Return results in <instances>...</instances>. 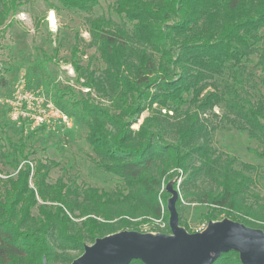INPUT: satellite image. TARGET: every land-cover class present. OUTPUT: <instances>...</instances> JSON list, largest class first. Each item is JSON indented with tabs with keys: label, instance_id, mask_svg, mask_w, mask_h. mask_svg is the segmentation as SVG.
<instances>
[{
	"label": "trees",
	"instance_id": "obj_1",
	"mask_svg": "<svg viewBox=\"0 0 264 264\" xmlns=\"http://www.w3.org/2000/svg\"><path fill=\"white\" fill-rule=\"evenodd\" d=\"M44 1L56 14L89 15L87 47L103 68L79 64L76 34L73 81L88 91L58 93L87 127L90 161L119 183L105 190L68 170L49 183L58 163L33 158L26 139L1 133L0 164L16 173L0 178V264H70L84 245L116 232L168 234V224L142 226L169 217L170 181L188 232L184 203L205 206V223L227 218L264 231L258 167L213 145L218 130L246 133L257 144L249 153L264 162V0H115L97 17L104 0ZM23 3L0 0V31ZM212 264L241 263L230 251Z\"/></svg>",
	"mask_w": 264,
	"mask_h": 264
},
{
	"label": "rangeland",
	"instance_id": "obj_2",
	"mask_svg": "<svg viewBox=\"0 0 264 264\" xmlns=\"http://www.w3.org/2000/svg\"><path fill=\"white\" fill-rule=\"evenodd\" d=\"M21 1L24 2L23 5L9 19L10 27L0 31V79L3 76L5 78V84L0 86V92L9 94L16 86L40 92L69 115L71 126L24 131L20 125L8 119L7 110L0 106V134L8 135L12 141L26 139L28 149L34 152L33 158L58 163V167L52 168L49 172V183H53L63 170H68L70 174H78L81 180L91 186L105 190L113 189L119 183L118 178L99 172L90 161V150L85 142L87 127L74 114L71 104L67 102L69 95L60 99L58 93L69 89L78 96V93L85 94L88 91L82 89V80L78 83L73 81L75 74L70 51L76 34L82 39L80 47L84 51V55L79 58V64L85 67L90 60L91 69L103 68L95 49L87 47L90 38L85 21L89 15L67 11L56 14L50 11L49 4L44 0ZM114 2L115 0L101 1L91 16L106 15L108 7ZM50 14L54 17L53 25L49 20ZM112 19L120 23L115 15ZM55 48L58 51L56 54L53 53ZM54 56V60H48ZM254 63L255 60L249 68H252ZM146 116V112L142 113L132 128L137 129ZM213 145L222 152L258 167L257 184L261 196L264 197V162L249 153V149L257 145L255 140L246 133L236 130H218ZM15 173V168L11 164L5 162L0 164V178ZM176 188L178 190V186ZM206 210L203 205L184 203V219L189 231L194 232L199 224L205 223L201 216ZM167 224L166 213L159 220L148 221L142 229L147 230L154 226L159 230H165Z\"/></svg>",
	"mask_w": 264,
	"mask_h": 264
},
{
	"label": "water",
	"instance_id": "obj_3",
	"mask_svg": "<svg viewBox=\"0 0 264 264\" xmlns=\"http://www.w3.org/2000/svg\"><path fill=\"white\" fill-rule=\"evenodd\" d=\"M169 233L120 231L84 245L70 264H212L230 251L241 264H264V231L223 218L209 220L201 232L190 233L179 225L176 202L179 192L173 181L165 186ZM42 264H47L43 259Z\"/></svg>",
	"mask_w": 264,
	"mask_h": 264
},
{
	"label": "built area",
	"instance_id": "obj_4",
	"mask_svg": "<svg viewBox=\"0 0 264 264\" xmlns=\"http://www.w3.org/2000/svg\"><path fill=\"white\" fill-rule=\"evenodd\" d=\"M0 106L7 110L8 119L16 122L24 131L71 126V119L65 111L42 93L23 86L14 87L9 94L0 92ZM205 227L206 224L201 223L190 233L201 232Z\"/></svg>",
	"mask_w": 264,
	"mask_h": 264
},
{
	"label": "bare ground",
	"instance_id": "obj_5",
	"mask_svg": "<svg viewBox=\"0 0 264 264\" xmlns=\"http://www.w3.org/2000/svg\"><path fill=\"white\" fill-rule=\"evenodd\" d=\"M49 20H50L51 25H53L54 24V17L52 14H50Z\"/></svg>",
	"mask_w": 264,
	"mask_h": 264
}]
</instances>
